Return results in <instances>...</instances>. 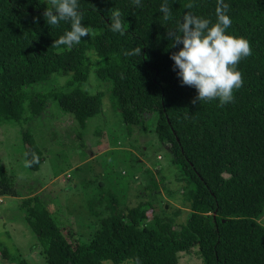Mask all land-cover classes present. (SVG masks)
<instances>
[{
	"label": "trees",
	"instance_id": "obj_1",
	"mask_svg": "<svg viewBox=\"0 0 264 264\" xmlns=\"http://www.w3.org/2000/svg\"><path fill=\"white\" fill-rule=\"evenodd\" d=\"M224 3L232 19L227 31L247 38L252 53L237 65L243 86L221 106L218 100L193 103L196 89L181 84L170 58L182 45L171 46L168 36L188 12L215 22L218 0H142L139 7L131 0H79L89 35L71 48L55 43L70 22L48 26V0H0V124L40 116L53 97L84 127L103 107L104 93L85 88L92 70L96 80L110 83V99L128 136L133 127L146 133L154 126L181 183L172 190L164 175L157 180L151 173L144 200L129 206L99 181L100 172L86 177L80 166L88 232L83 224L72 228L66 214L60 217L63 208L49 206L50 199L31 189L19 209L44 264H180L179 254L193 249L198 264H264V0ZM165 4L171 8L167 21L160 11ZM117 12L123 34L111 30ZM137 48L140 55L133 54ZM53 76L64 77L63 83L32 90ZM21 137L25 160L39 156L27 168L38 170L43 149L28 129L21 127ZM159 184L188 205L179 227V209L168 212L162 205L161 213L154 211L151 193ZM18 193L16 177L0 159V195ZM1 254L9 264H32L6 248Z\"/></svg>",
	"mask_w": 264,
	"mask_h": 264
},
{
	"label": "rangeland",
	"instance_id": "obj_2",
	"mask_svg": "<svg viewBox=\"0 0 264 264\" xmlns=\"http://www.w3.org/2000/svg\"><path fill=\"white\" fill-rule=\"evenodd\" d=\"M94 77L95 73L91 70L85 88L91 93H104L103 107L102 111L87 119L84 127L79 126L70 114H65L53 97L47 99L40 116L21 123L0 124L1 163L13 172L20 190L16 196L0 195V264H9L2 258L1 251L5 248L12 255H22L32 264H44L36 235L22 218L19 209L20 200L29 196L31 189L35 190L33 193L50 199L49 206L59 205L58 209L63 208L65 212L61 209L60 217L66 214L72 228L77 230L83 224L88 232L89 227L84 224L89 223L90 219L87 220L85 216L87 208L80 191L81 168L86 177L100 172L99 181L104 179L107 189L117 190L120 201L129 206L144 200V195L148 193L144 186L151 173L157 180L164 175L165 185L169 189L174 190L181 184L176 180L179 174L171 163L168 144L157 138L154 126H148L146 133L133 127L128 136L121 115L110 99V83ZM63 81L64 77L53 76L51 80L32 84V90L47 91ZM21 127L33 133L44 151V161L38 170L25 167ZM157 190V193H151L156 194L154 211L161 213L162 205L168 212L179 209L174 216L176 227H179L187 215V203L182 201L180 194L170 197L161 184ZM179 262L198 264L200 259L193 249L189 253H180ZM120 264L134 262L124 261Z\"/></svg>",
	"mask_w": 264,
	"mask_h": 264
},
{
	"label": "clouds",
	"instance_id": "obj_3",
	"mask_svg": "<svg viewBox=\"0 0 264 264\" xmlns=\"http://www.w3.org/2000/svg\"><path fill=\"white\" fill-rule=\"evenodd\" d=\"M139 7L142 0H131ZM50 7L44 11V19L48 26H57L61 21L70 22V30L64 32L56 41L57 46L68 48L78 45L82 38L89 35V30L82 23L83 16L79 9V0H48ZM216 19L197 16L191 12L183 15L177 27L169 31L171 46L182 45L171 53L174 69L182 85L196 89L197 101L218 100L223 106L233 101L234 90L243 86L242 73L237 65L251 55L250 42L243 36H236L227 30L232 19L228 15V5L218 0ZM191 8L192 5L187 6ZM160 11L164 20L171 18V8L162 5ZM111 30L123 34L120 13H116L111 23ZM179 33V34H178ZM141 48L133 54L140 55ZM27 155V154H26ZM39 162V156L32 154L31 160H25V167Z\"/></svg>",
	"mask_w": 264,
	"mask_h": 264
}]
</instances>
